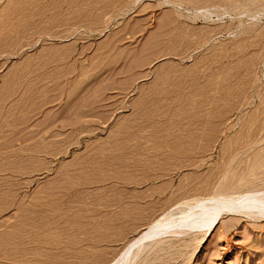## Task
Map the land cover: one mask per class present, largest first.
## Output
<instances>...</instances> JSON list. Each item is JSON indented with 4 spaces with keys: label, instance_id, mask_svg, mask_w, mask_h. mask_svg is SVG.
Returning <instances> with one entry per match:
<instances>
[{
    "label": "rangeland",
    "instance_id": "374dc122",
    "mask_svg": "<svg viewBox=\"0 0 264 264\" xmlns=\"http://www.w3.org/2000/svg\"><path fill=\"white\" fill-rule=\"evenodd\" d=\"M218 193L264 199V0H0V264H106ZM261 212L133 264H264Z\"/></svg>",
    "mask_w": 264,
    "mask_h": 264
},
{
    "label": "bare ground",
    "instance_id": "6f19581e",
    "mask_svg": "<svg viewBox=\"0 0 264 264\" xmlns=\"http://www.w3.org/2000/svg\"><path fill=\"white\" fill-rule=\"evenodd\" d=\"M246 195V197H229L226 194L218 193L209 197L198 198L195 203L189 205L186 204L187 202H183L184 205L175 214L167 212L161 218L148 223L137 236L126 242L122 249L114 257L112 256L113 258L106 264H133L145 249L151 247L156 237L161 236L160 238L163 239L164 234L169 235V237L172 234L176 236L177 232L184 234V231L187 232L190 228L203 225L211 228L218 217V213L222 211L228 213L250 207L264 213V199L258 195Z\"/></svg>",
    "mask_w": 264,
    "mask_h": 264
},
{
    "label": "crops",
    "instance_id": "0c3cea01",
    "mask_svg": "<svg viewBox=\"0 0 264 264\" xmlns=\"http://www.w3.org/2000/svg\"><path fill=\"white\" fill-rule=\"evenodd\" d=\"M121 235L123 238L126 236V233H122V234H119ZM123 241V239H121L120 241H116V242H112V243H109V242H101V243H96L97 244V247L100 248V247H104L106 248V250H108V248L110 246H114V245H118L120 244L121 242ZM106 244V245H104Z\"/></svg>",
    "mask_w": 264,
    "mask_h": 264
}]
</instances>
